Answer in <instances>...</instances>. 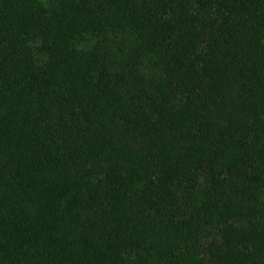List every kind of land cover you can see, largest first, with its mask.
Masks as SVG:
<instances>
[{
  "label": "trees",
  "instance_id": "obj_1",
  "mask_svg": "<svg viewBox=\"0 0 264 264\" xmlns=\"http://www.w3.org/2000/svg\"><path fill=\"white\" fill-rule=\"evenodd\" d=\"M0 264H264V0H0Z\"/></svg>",
  "mask_w": 264,
  "mask_h": 264
}]
</instances>
